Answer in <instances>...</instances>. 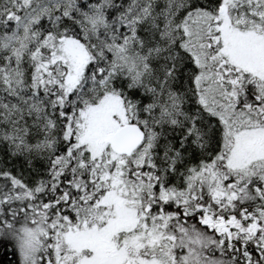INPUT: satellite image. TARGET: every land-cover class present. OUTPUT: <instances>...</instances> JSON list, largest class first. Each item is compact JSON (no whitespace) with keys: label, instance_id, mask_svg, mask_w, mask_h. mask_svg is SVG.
<instances>
[{"label":"snow or ice","instance_id":"1","mask_svg":"<svg viewBox=\"0 0 264 264\" xmlns=\"http://www.w3.org/2000/svg\"><path fill=\"white\" fill-rule=\"evenodd\" d=\"M0 243L264 264V0H0Z\"/></svg>","mask_w":264,"mask_h":264},{"label":"trees","instance_id":"2","mask_svg":"<svg viewBox=\"0 0 264 264\" xmlns=\"http://www.w3.org/2000/svg\"><path fill=\"white\" fill-rule=\"evenodd\" d=\"M0 264H15V257L9 246L0 243Z\"/></svg>","mask_w":264,"mask_h":264}]
</instances>
